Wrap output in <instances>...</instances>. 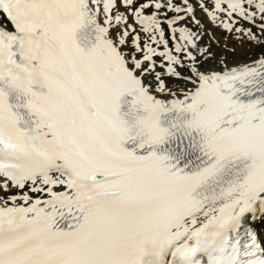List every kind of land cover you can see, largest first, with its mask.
Instances as JSON below:
<instances>
[{
  "label": "snow or ice",
  "instance_id": "1",
  "mask_svg": "<svg viewBox=\"0 0 264 264\" xmlns=\"http://www.w3.org/2000/svg\"><path fill=\"white\" fill-rule=\"evenodd\" d=\"M197 9L264 44V0H0V264H264V56Z\"/></svg>",
  "mask_w": 264,
  "mask_h": 264
},
{
  "label": "bare ground",
  "instance_id": "2",
  "mask_svg": "<svg viewBox=\"0 0 264 264\" xmlns=\"http://www.w3.org/2000/svg\"><path fill=\"white\" fill-rule=\"evenodd\" d=\"M193 2L195 3V0H193ZM201 13L203 16L204 13L200 11L199 9H197L196 15H197V19L199 20H200L199 15ZM204 17L206 16L204 15ZM204 19H207V18H204ZM0 22H4L2 17H0ZM189 26L191 27V25ZM245 26L247 27V25ZM201 31L203 32L202 29ZM253 31H255V29H253ZM224 36H225L224 43L223 44L220 43V45L218 44L215 45L214 44L215 42L211 40L213 38H210L208 33L203 32V38L200 41V43L202 46H209V50L214 54L217 60L223 57L227 60V62L230 65L247 63V62L257 59L258 57L264 56V44L258 45L253 41L248 42L246 40L247 42L242 43L241 45L237 47L235 46V42H234L235 38H237L236 36L231 35V34L230 35L225 34ZM170 46H171V42H170ZM257 230L258 231L262 230L261 226H258Z\"/></svg>",
  "mask_w": 264,
  "mask_h": 264
},
{
  "label": "rangeland",
  "instance_id": "3",
  "mask_svg": "<svg viewBox=\"0 0 264 264\" xmlns=\"http://www.w3.org/2000/svg\"><path fill=\"white\" fill-rule=\"evenodd\" d=\"M199 17H200L201 23L203 25V28H202L203 32L204 33H208V35L210 36V38H213L211 40H213L215 42L214 43L215 45L216 44L220 45V43L223 44L224 43V39H225V36L224 35L225 34L230 35V34L225 33L221 28L215 27L213 24H211L210 22H208V19H204V18H206V17H204V14L202 16V13H201L199 15ZM246 40L248 42H250V40H248L247 38L246 39L245 38H235V41H234L235 42V46L238 47L242 43L247 42Z\"/></svg>",
  "mask_w": 264,
  "mask_h": 264
}]
</instances>
